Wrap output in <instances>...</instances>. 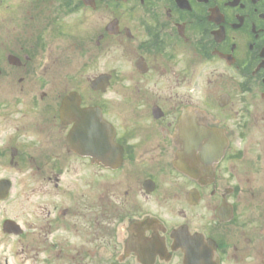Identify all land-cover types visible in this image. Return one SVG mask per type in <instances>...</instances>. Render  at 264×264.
<instances>
[{
  "label": "flooded vegetation",
  "instance_id": "1",
  "mask_svg": "<svg viewBox=\"0 0 264 264\" xmlns=\"http://www.w3.org/2000/svg\"><path fill=\"white\" fill-rule=\"evenodd\" d=\"M0 264H264V0H0Z\"/></svg>",
  "mask_w": 264,
  "mask_h": 264
},
{
  "label": "rangeland",
  "instance_id": "2",
  "mask_svg": "<svg viewBox=\"0 0 264 264\" xmlns=\"http://www.w3.org/2000/svg\"><path fill=\"white\" fill-rule=\"evenodd\" d=\"M119 60V55H110V64L108 66H104L103 65H99V66H94L93 68L90 67V70L85 72V75L86 76H81L83 78H93L99 74H102V73H106L107 71L108 72H111V70L114 68V66H116L113 62L114 61H118ZM80 65V64H79ZM79 65L77 67V70L79 69ZM76 87L79 91H82L83 90V85H81L80 83L77 85V86H74ZM114 93V92H112Z\"/></svg>",
  "mask_w": 264,
  "mask_h": 264
},
{
  "label": "water",
  "instance_id": "3",
  "mask_svg": "<svg viewBox=\"0 0 264 264\" xmlns=\"http://www.w3.org/2000/svg\"><path fill=\"white\" fill-rule=\"evenodd\" d=\"M108 78L106 77V76H101V77H99V78H97L94 82H93V84H92V88L95 90V91H97V90H102L103 89V91H104V88H105V86H107V83L105 82L106 80H107ZM86 114H83V115H81V116H85ZM81 116H79V117H81Z\"/></svg>",
  "mask_w": 264,
  "mask_h": 264
}]
</instances>
